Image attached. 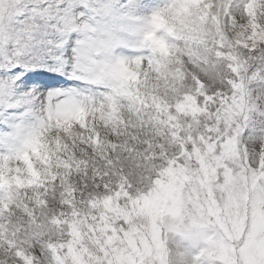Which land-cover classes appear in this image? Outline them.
Masks as SVG:
<instances>
[{"label": "snow or ice", "instance_id": "1", "mask_svg": "<svg viewBox=\"0 0 264 264\" xmlns=\"http://www.w3.org/2000/svg\"><path fill=\"white\" fill-rule=\"evenodd\" d=\"M0 264H264V0H0Z\"/></svg>", "mask_w": 264, "mask_h": 264}]
</instances>
